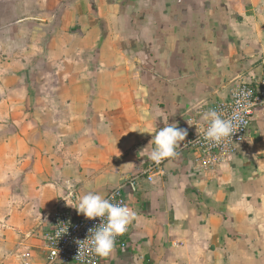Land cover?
I'll return each instance as SVG.
<instances>
[{
  "label": "crops",
  "instance_id": "crops-1",
  "mask_svg": "<svg viewBox=\"0 0 264 264\" xmlns=\"http://www.w3.org/2000/svg\"><path fill=\"white\" fill-rule=\"evenodd\" d=\"M21 5L9 25L43 33L25 50V84L0 98V264H57L45 251L50 215L79 216L78 197L117 187L136 217L128 246L104 264H264L263 108L213 170L181 142L129 183L153 162L159 129L189 135L235 84L264 78V0Z\"/></svg>",
  "mask_w": 264,
  "mask_h": 264
},
{
  "label": "built area",
  "instance_id": "built-area-1",
  "mask_svg": "<svg viewBox=\"0 0 264 264\" xmlns=\"http://www.w3.org/2000/svg\"><path fill=\"white\" fill-rule=\"evenodd\" d=\"M264 109V78L257 83L240 82L231 89L229 101L217 103L210 110H215L222 118H230L236 111L243 114V124L234 129L232 136L220 143L208 141L204 138L207 122H196L191 134L182 141L180 148L193 153L196 166L204 171H211L226 158L234 154L244 145L248 131L258 109ZM165 160V159H164ZM152 162L148 168L129 179L133 186L141 175H149L159 169L163 163ZM140 174V175H139ZM104 198L113 203L124 204L130 209L123 187H117L107 192ZM51 227L45 233V251L50 262L57 264H104L109 257L118 250L125 249L131 237V223L127 231L115 239L113 250L107 256H100L87 251L85 245L80 244L89 235V229L98 226L101 218H86L83 214L75 215L69 208H58L51 215Z\"/></svg>",
  "mask_w": 264,
  "mask_h": 264
},
{
  "label": "clouds",
  "instance_id": "clouds-1",
  "mask_svg": "<svg viewBox=\"0 0 264 264\" xmlns=\"http://www.w3.org/2000/svg\"><path fill=\"white\" fill-rule=\"evenodd\" d=\"M202 119L207 122L204 138L215 143L232 136L234 129L244 122L240 111L234 112L230 118L225 119L215 110H209L203 113ZM186 136L185 129L178 128L175 124L165 125L151 140L155 147L150 152L149 159L158 164L166 158L175 157L176 148ZM78 201V205L75 206L78 213L89 219L99 217L102 221L98 226L89 229V235L83 242H78L80 244L78 256L81 255L82 244L87 251L100 256L109 255L114 248L116 237L127 231L136 213L128 206L113 203L110 199L92 191L78 197Z\"/></svg>",
  "mask_w": 264,
  "mask_h": 264
},
{
  "label": "rangeland",
  "instance_id": "rangeland-1",
  "mask_svg": "<svg viewBox=\"0 0 264 264\" xmlns=\"http://www.w3.org/2000/svg\"><path fill=\"white\" fill-rule=\"evenodd\" d=\"M21 4L22 0H0V68L6 70L4 74L0 72V83L4 86V89L0 91V98L10 96L15 93L14 88H21L25 84L26 79L22 72L25 71L24 67L32 65L23 57L25 50L34 52L40 43L33 39L40 37L43 33L39 25L33 24L35 30L21 24L9 25L19 21L25 15ZM35 62L41 65L40 61L35 60ZM29 77L30 74L29 81L35 79V74Z\"/></svg>",
  "mask_w": 264,
  "mask_h": 264
}]
</instances>
